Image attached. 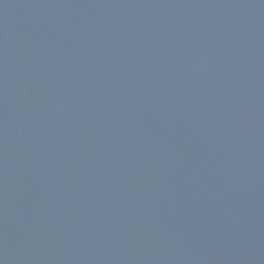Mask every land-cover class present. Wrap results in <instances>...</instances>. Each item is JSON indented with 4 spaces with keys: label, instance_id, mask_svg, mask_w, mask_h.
<instances>
[{
    "label": "water",
    "instance_id": "water-1",
    "mask_svg": "<svg viewBox=\"0 0 264 264\" xmlns=\"http://www.w3.org/2000/svg\"><path fill=\"white\" fill-rule=\"evenodd\" d=\"M0 264H264V0H0Z\"/></svg>",
    "mask_w": 264,
    "mask_h": 264
}]
</instances>
